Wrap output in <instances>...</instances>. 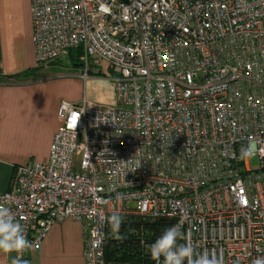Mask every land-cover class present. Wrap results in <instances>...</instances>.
<instances>
[{
	"label": "built area",
	"instance_id": "obj_1",
	"mask_svg": "<svg viewBox=\"0 0 264 264\" xmlns=\"http://www.w3.org/2000/svg\"><path fill=\"white\" fill-rule=\"evenodd\" d=\"M30 11L37 66L74 52L85 78L106 64L116 102L62 103L48 161L15 167L0 204L31 249L73 220L85 264H110L115 212L179 224L221 264L264 255V0H30Z\"/></svg>",
	"mask_w": 264,
	"mask_h": 264
},
{
	"label": "crops",
	"instance_id": "obj_2",
	"mask_svg": "<svg viewBox=\"0 0 264 264\" xmlns=\"http://www.w3.org/2000/svg\"><path fill=\"white\" fill-rule=\"evenodd\" d=\"M39 68L30 0H0V196L8 191L15 167L48 161L60 105L72 104L60 87L64 79L40 74ZM26 259L29 264H85L83 223L54 224ZM11 261L12 256L0 254V264Z\"/></svg>",
	"mask_w": 264,
	"mask_h": 264
},
{
	"label": "clouds",
	"instance_id": "obj_3",
	"mask_svg": "<svg viewBox=\"0 0 264 264\" xmlns=\"http://www.w3.org/2000/svg\"><path fill=\"white\" fill-rule=\"evenodd\" d=\"M241 155L247 157L250 152L243 149ZM122 222L119 213L114 212L108 218L110 228L116 232ZM31 248L32 243L25 235L22 223L13 215L10 207L0 204V254L12 256L11 264H29L24 256ZM149 253L156 264H221L215 253L198 252L179 224L164 228L150 244ZM252 264H264V255L253 258Z\"/></svg>",
	"mask_w": 264,
	"mask_h": 264
},
{
	"label": "trees",
	"instance_id": "obj_4",
	"mask_svg": "<svg viewBox=\"0 0 264 264\" xmlns=\"http://www.w3.org/2000/svg\"><path fill=\"white\" fill-rule=\"evenodd\" d=\"M68 58L77 65V54ZM123 222L118 232L107 222L104 256L110 264H156L150 257L149 246L164 228L171 226L166 219L153 220L132 215H120Z\"/></svg>",
	"mask_w": 264,
	"mask_h": 264
},
{
	"label": "rangeland",
	"instance_id": "obj_5",
	"mask_svg": "<svg viewBox=\"0 0 264 264\" xmlns=\"http://www.w3.org/2000/svg\"><path fill=\"white\" fill-rule=\"evenodd\" d=\"M39 70L40 74L64 79L60 87L66 89L67 100H71L72 104L79 105L85 102L100 108L116 107L115 87L111 80L115 74L106 64H102L97 70H90L85 78L82 76V70L68 57L61 58L57 65H47ZM249 162L252 169L259 167L256 157L251 158ZM133 206L130 204L128 207Z\"/></svg>",
	"mask_w": 264,
	"mask_h": 264
}]
</instances>
